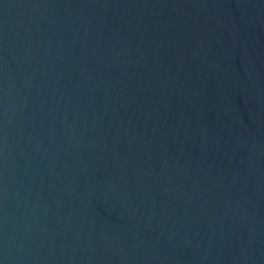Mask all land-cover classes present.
Listing matches in <instances>:
<instances>
[{"label": "water", "instance_id": "1", "mask_svg": "<svg viewBox=\"0 0 264 264\" xmlns=\"http://www.w3.org/2000/svg\"><path fill=\"white\" fill-rule=\"evenodd\" d=\"M0 264H264V0H0Z\"/></svg>", "mask_w": 264, "mask_h": 264}]
</instances>
